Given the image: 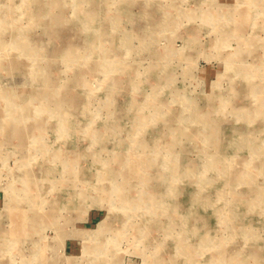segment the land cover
I'll return each mask as SVG.
<instances>
[{"label": "rangeland", "instance_id": "obj_1", "mask_svg": "<svg viewBox=\"0 0 264 264\" xmlns=\"http://www.w3.org/2000/svg\"><path fill=\"white\" fill-rule=\"evenodd\" d=\"M0 93V264H264V0H0Z\"/></svg>", "mask_w": 264, "mask_h": 264}, {"label": "bare ground", "instance_id": "obj_2", "mask_svg": "<svg viewBox=\"0 0 264 264\" xmlns=\"http://www.w3.org/2000/svg\"><path fill=\"white\" fill-rule=\"evenodd\" d=\"M73 50H75V49H73ZM73 52V51H72ZM42 79V78H41ZM42 82V81H41ZM40 84V83H39ZM43 84V83H42ZM35 87V86H34ZM37 90V89H36ZM37 93V92H36ZM0 95H3V94H1L0 93ZM4 95H6V94H4ZM7 96V95H6ZM18 135H20L19 133H18ZM22 136H23V132H22ZM23 183V182H22Z\"/></svg>", "mask_w": 264, "mask_h": 264}]
</instances>
